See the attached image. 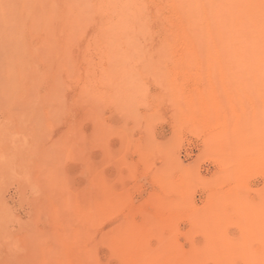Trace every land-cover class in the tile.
<instances>
[{
    "label": "rangeland",
    "instance_id": "1",
    "mask_svg": "<svg viewBox=\"0 0 264 264\" xmlns=\"http://www.w3.org/2000/svg\"><path fill=\"white\" fill-rule=\"evenodd\" d=\"M116 1L0 0V36L23 32L25 56L19 73L0 52V264H223L227 242L258 253L264 46L231 45L228 29L183 37L166 0H138L113 27ZM244 50L262 72L235 84L228 54Z\"/></svg>",
    "mask_w": 264,
    "mask_h": 264
},
{
    "label": "bare ground",
    "instance_id": "2",
    "mask_svg": "<svg viewBox=\"0 0 264 264\" xmlns=\"http://www.w3.org/2000/svg\"><path fill=\"white\" fill-rule=\"evenodd\" d=\"M166 3L168 5H170L171 7L177 9L180 16L185 17L186 21L183 20V23L178 27V29L183 34L182 35L183 37L185 36L186 31H190V32L197 31V33H198V31L201 32L204 30H207V32H208L209 30L211 31L212 29H217L219 31H222V30L224 31V29H228L230 31V34H231V32L233 34L231 36L233 39V40L231 39L232 40L231 45H234V46L237 45L238 43H240L237 41L238 40L242 41L245 37H248V38L252 37L253 40H255L256 42H260L261 45L264 46V0H166ZM142 9H143V5L138 0H118V1H116L115 5H114V12L116 15H118V20L116 23L113 24V27H120V26H122V24L124 25V18L126 16H128L130 14L140 15L142 12ZM210 31L208 33H210ZM214 31L216 32V30H214ZM204 32H206V31H204ZM240 32H241V34H240ZM22 34H23V32H21L20 34L19 33L16 34V33H11V31H8L5 34H3V38H2V36H0V50H2L0 52H2L1 54H3L2 59L5 62L7 60V62L9 64H11L10 67H12V68L15 67L16 71H18L19 73H21L22 69L24 68L23 62H25V56L22 52L23 51V42H24V40H23L24 36ZM217 34H218V32L215 33V35H217ZM245 39H244V41H245ZM247 39H246V41H249ZM217 40H219V39H217ZM229 40H230V38H229ZM250 41H252V40L250 39ZM218 42L220 44V40ZM222 43H223V41H222ZM246 43H248V42H246ZM5 44L9 45V50L12 49V51H13L15 49L16 53L15 52L12 54H8L9 52L5 53V51H4V49H5L4 45ZM214 44L213 45L216 46L218 44L217 41H214ZM243 44H245V43H243ZM248 44H249V49H252V48H250V43H248ZM248 44L246 45V48H248ZM252 45H253V43H252ZM243 46H245V45H243ZM248 50L247 51L244 50L247 52V55H241L240 54L241 52H240V53L235 54L232 57L231 55L228 54L229 61L232 60V63L234 62L233 65L230 67V70H229V74H228L229 80L232 81V79H234V81H232V82H234L235 84L239 78L244 77L248 80H250L252 78L254 79L258 76V74H260V72H262V70H259L258 72H253L250 69L253 66L255 67L256 64L252 65V63L256 60V58L254 56H252V54L248 53ZM231 51H233V49L230 50V52ZM234 51L232 52V54L236 52V51L235 52ZM225 52H228V51L225 50ZM250 52H252V51H250ZM262 53L264 55V52H262ZM248 54H250V55H248ZM263 58H264V56H263ZM261 62H262L261 65H263L264 59H262ZM51 65L49 64V68H47L46 71H52V73H53V72H55V68H57V66H54V65L51 66ZM239 65H244L243 68H245L247 66L246 70L240 71V68L237 69L236 66H239ZM249 65H252V67H250ZM240 67H242V66H240ZM224 75H226V73H224ZM23 78H26V77H23ZM42 78H43V76L40 77V79H42ZM34 79H39V78L24 79L22 82L23 83L22 87H21L22 90H20L21 88L20 89L18 88L20 90V92L23 91L24 93H26V92L30 91L34 86ZM194 104H195V102L192 105V108H191L192 111L196 110ZM55 149H56V147H55ZM56 154H57V152H56ZM59 155H60V153H59ZM61 156H62V154H61ZM54 179H55V177H54ZM58 179H59V177H58ZM83 199L84 198L82 197V200ZM89 209H90V212H88ZM89 209L85 210V213H84L86 215L85 217L87 220H89L90 219L89 217H91L89 215V213H91V207ZM261 233L264 236V227H263ZM117 238H116V240L118 242H120L121 240H122V242L124 241V243L126 242L123 239V237H117ZM147 248H149L147 240H146V244H144V245L139 244V245L134 246V249H138V251L146 250ZM224 249H226L229 253H227L228 255L225 256L226 257L225 259L226 260L228 259V261H225L223 264H232L233 257L240 255V254L243 257L245 264H264V249L259 251L258 253H254V252H250V251L249 252L248 251H242V248L239 247L237 245V243H230V242H227ZM222 255H224V254H222Z\"/></svg>",
    "mask_w": 264,
    "mask_h": 264
}]
</instances>
